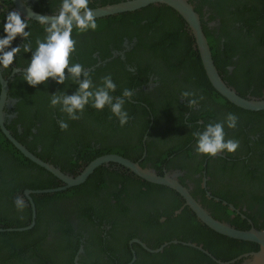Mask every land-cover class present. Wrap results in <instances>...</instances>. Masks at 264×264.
Listing matches in <instances>:
<instances>
[{
	"label": "trees",
	"instance_id": "obj_1",
	"mask_svg": "<svg viewBox=\"0 0 264 264\" xmlns=\"http://www.w3.org/2000/svg\"><path fill=\"white\" fill-rule=\"evenodd\" d=\"M4 1L10 2V0ZM57 2L60 3L59 0H57ZM57 6H59V4ZM150 11L151 13H154L161 10L156 6L149 5L144 8L142 7V9L136 12L119 13L117 15L108 16L107 18H98V28L94 33L98 34L101 31L106 32V30H111L109 33H113V30L116 29L114 21L126 19L131 22H136L139 18L148 17L142 15L143 12L149 13ZM257 12L258 10H255L250 14L253 16V19ZM251 16L250 18L252 19ZM177 17L180 18L178 15ZM180 22L181 26L167 27L168 32L166 37H137L136 46L145 45L152 50L155 55L161 56L164 62L169 66V69L173 70L175 73L182 69L184 72L182 78H191L195 76L196 78L203 79L207 85L205 87V93L214 95L216 101L220 100L224 107L227 108L228 113L232 112L238 116V124L236 129H234L236 131L235 137L241 141L242 147H246V150L243 149L241 154H245V157L250 159L251 155L248 152H252L254 149H260L264 144V111H249L241 109L230 103L226 98L215 91L204 74L199 54L194 48V39L192 35L187 28H185L186 25L182 19ZM37 27L41 28L39 24ZM205 31L214 63L224 79H226V81L241 95H245L247 90H249L251 86H254L252 94L258 97L262 96L261 91L264 89V52H261V54H255L256 58L248 57V59H241V57H239L238 59L233 60V56L235 52L237 53V50L231 44L228 37H224L225 40L221 41V37H212L213 35L211 32L206 29ZM74 34L82 35V33H73V39L76 41L75 47L77 51L73 57L70 58V66L72 62L82 63L85 65L83 69L90 67L97 62V59H93L91 54L98 51L100 59L104 60L107 57L112 56L109 52L110 45L118 48L119 46L117 47V44H120L122 41L121 37H76L77 35ZM88 34L91 33L88 32ZM89 36H92V34ZM18 38L19 37H16L14 41H17ZM38 39L43 41L44 37L37 36L34 40L32 37L29 39L22 38L25 43L21 48H23L28 41H32V49H34L35 41ZM128 39L130 41L131 37H128ZM256 46L264 48V37H257ZM31 58L32 56L30 59H19L16 60V62L20 67H27ZM117 62H120L118 56L106 62L105 66H96L88 72H81L79 79L83 80L85 74H90L94 87H100L102 85L97 81L98 72L106 71L107 68L110 67V64H116ZM228 65L234 66V69L231 72L226 68ZM21 74L16 80L20 81L21 84H24L27 87L20 88V91H10V94L19 98L16 106L19 115L13 119V122L20 123L22 127H24L23 130L30 134L31 131L29 128L33 124V121L37 120V122H40L38 126L34 125L36 126L37 133H34L33 136L38 140V136L42 132L49 135L51 138L50 147L52 152H50L47 157L54 165L59 166L62 170L66 171L65 169L69 170L74 165H77L76 162L79 159H84V161H87L86 163H88L90 160L94 159V157L106 153H118L134 161L139 159L144 150L141 135L149 128L146 134L150 138L154 126V124H150L151 120L148 111L153 112L155 115V117H153V122L156 123V111L154 107L156 104L154 101H150L151 99H145L149 109L144 107V105H135L136 109L141 107V109L138 110L142 112V116L136 118L139 120L137 125H140L144 132L138 134L140 136L136 138L133 146L132 142L129 143V138L125 135L129 126L126 125L127 130L125 125L120 126L119 119L113 116L110 109L107 107H105L104 110H96L91 106L86 105L84 112H75V114L80 117L79 119L69 120L67 118V113L60 112V108L63 107L62 104L56 107L50 105V99L53 96L57 94L72 96L78 91V84L71 81L72 74L68 75L67 69H65V74H67L65 75L66 80L65 83L62 84L51 79L46 82H41L34 87L28 86L21 78ZM129 74L131 73L129 72ZM141 74L144 75V72L142 73V71H139V75ZM128 78L131 79L132 76ZM142 80H144V78L140 79V82ZM121 93L122 91L120 90V87L117 86L116 92L112 95H119ZM130 104L131 102L126 100L124 106ZM203 108L204 107H202V109ZM40 109H44L43 113L47 110L48 113H53L46 116V122H42L38 118ZM26 115H29V117L25 119ZM132 115L134 114H129L128 122L130 126V117H132ZM193 117L194 119L197 118L195 116ZM61 119L65 120L68 125L75 130L74 134L70 133L66 135V130L60 129L59 121ZM175 119H177L179 124L183 123L181 115ZM84 120L87 123L84 122ZM191 120L193 119H188V121ZM205 121L207 123L208 119H205ZM216 121L214 120V122ZM255 122L260 123L258 127L252 128V131H255V129L258 128V132L260 133L259 138H257L256 141L250 139V129H248V131L244 130V127H247V124L253 126V123ZM191 125L192 123L188 124V127ZM13 126L15 127V125ZM199 126L200 125L193 123L194 129ZM196 130L197 128L194 132ZM194 132L190 135L189 140L194 139ZM115 133L118 136L123 135L125 137H117L114 135ZM68 137H71V139L67 141ZM159 137L156 136L155 139L150 138V140H146L145 146L147 155L145 156L144 162L141 164L143 167L147 162L154 160L159 154L161 157L165 155L163 149L154 152L159 146ZM249 142L252 143L249 144ZM0 143L6 147L11 146L1 132ZM23 143L25 142L23 141ZM127 143L129 145H127ZM174 148L175 149L173 150L169 149L167 153L171 154L178 150H182L183 144L181 141H177ZM70 149H73L72 151H77L75 158L67 152ZM134 150L135 152H133ZM12 152L17 159H23L31 164L29 168H41L42 172L39 177L49 180V177H47L49 174L52 178V182H50V180L48 184L39 182L32 186L33 188L43 189L60 185L56 181L58 180L56 177L42 167L37 166L36 163L29 161L13 147ZM237 152L235 159H238L241 156V154H237ZM188 153L191 154V150H189ZM35 154L42 157L38 152H35ZM232 155L233 153L230 154V156ZM215 162H221L222 169H225L222 170V173L224 172L226 174L225 177H222L223 181H233L234 183L242 181L245 186H248V182L251 180L257 184L264 183V172H261L260 169L253 166V162L251 161L244 164L238 160H231L227 164L224 157H218ZM200 164L198 170L202 169L201 161ZM177 166L181 168L183 165L177 163L175 167ZM206 169V174L208 176H213L208 162L205 170ZM43 172H46L47 176ZM87 181V189L83 185H78L52 194H32L33 199L38 204V199L42 197L44 199H48L49 197H73L75 196V193L88 194L98 192L106 193L108 195L107 203L102 202L103 205L100 206V210L94 209L93 206H88L87 204L90 199H94L95 197L91 198L90 195H88L86 197L87 199L84 201L83 198H79L81 202L79 216L83 220H89L90 222L98 220L100 223L104 221L110 225V229L106 230L109 238L103 240L101 237H98L103 240L102 242H98V250L103 252L101 257L97 258L96 256L94 260L89 259L86 261L82 259L83 264H126L130 262L133 256L132 249L134 250L136 258L131 264H217L210 256L191 246L181 243H170L165 246L162 251L153 253L145 250L138 243H132L129 245L128 241L132 238H139L151 248H157L164 242L172 239L195 242L202 245V247L213 257L221 261H229L242 253L254 251L258 248L256 243L230 238L214 232L197 219L195 214L187 205H185L183 198L176 191L164 185L147 182L127 169L122 170L115 168L114 170H111L107 166L102 165L94 170V172L88 177ZM181 181L182 184L185 186L187 185L183 182L182 178ZM193 182L196 184V189L191 192L192 196L195 199H198L201 205L208 209L214 218L227 221L237 228L248 229L250 224L247 221V217H249L256 228H264V211L262 212L260 210V204L264 202V196H260V193H257L260 187L255 188L251 193H234L232 192L233 188L225 190L222 185H218L214 188L212 184L214 181L213 179H210L207 181V185L209 186L208 191H210L213 196L219 198V200H215L213 196L208 197L206 195V189L200 187V178L193 179ZM227 186H229V184ZM124 193L126 196L122 195ZM129 193H132V196L141 195L140 193H143L150 197L147 198V200L136 202L138 209L141 210L140 212L138 209H132L128 206L130 201H136L135 199L130 198L131 195H129ZM236 196H238V198ZM111 199L115 200V203H111ZM136 199H141V197H136ZM223 200L233 204L235 207L240 206L245 202L246 209L242 210L239 208L240 212L237 213L236 211L231 210L227 204H223ZM39 210L45 213L46 218H52V216L57 214L56 209L43 210V206L39 207V205H37L36 220L32 228L13 233L6 232V230L0 231V264H15L18 260H22V256H26L27 254L28 257L35 258L30 261H28L27 258H24L29 264H76L74 257L77 254L80 244V237L77 236V231H74L73 228L68 226L66 230L63 227L56 225V230H58L59 227L65 231L58 230L60 232L58 233L55 230L56 235L54 236V239L45 245V236H48L50 231L47 229L48 226H44L40 222L43 215L39 214ZM175 210L180 211L179 213L174 214ZM24 214L25 218L22 221L13 219L9 215H5L7 218L0 217V222H13L15 226L25 227L31 222L30 208L25 207ZM241 214L246 217H242ZM232 215L233 217H231ZM162 217L164 219L161 221L160 218ZM41 232H43V234L38 235ZM92 248L93 245H90L89 249ZM84 252H87V247L85 245ZM104 254L107 255V260H102ZM81 257L82 255H80L78 261L80 263ZM27 262L23 261L22 264H28ZM241 262L242 259L236 261L234 264H241Z\"/></svg>",
	"mask_w": 264,
	"mask_h": 264
},
{
	"label": "flooded vegetation",
	"instance_id": "obj_2",
	"mask_svg": "<svg viewBox=\"0 0 264 264\" xmlns=\"http://www.w3.org/2000/svg\"><path fill=\"white\" fill-rule=\"evenodd\" d=\"M119 1H123V0H90V6L96 7V6L115 3ZM187 2L192 5L194 10L199 15L204 31L206 29L207 31L211 32L213 35L212 37H221L220 38L221 41L225 40L224 37H228L231 44L237 50V53L235 52L233 56V60H236L239 57H241V59H245V58L248 59V57L256 58L255 54H261V52H264L263 47L256 46L257 37H264V0H187ZM58 4L59 3L57 2V0H29L30 7L41 13H59V6H57ZM152 6H156L161 11L154 13H151V11L149 13L143 12L142 15H146L148 17L144 18L142 16L143 18H139V20L136 22H131L130 20H126V19L114 21L115 23L114 26H116V29L113 30V33H109L111 32V30L109 31L106 30V32L101 31L98 34H95L94 31L90 30L88 32L91 33L92 36H89L91 34H88V32L82 33V35L74 34L77 35L76 37H81V36L121 37L122 39L120 44H117V47L119 46L118 48L112 47L110 45L109 52L112 54V56L107 57L106 58L107 60L106 59L101 60L98 51L91 54V57L93 59H97V62L94 65L90 67H86L84 69H88V68L90 69L91 67L95 68L96 66H105L106 62L110 61L112 58L117 56L119 57L120 62H117L116 64H110V67L107 68L106 71L98 72L97 81L98 83H100L102 77L110 75L112 76L113 80L116 82V85L120 87V90L122 92L125 88L130 89L132 91V98L131 97L126 98L129 102H131V104L124 106V110L127 111L128 114L131 113L134 114L132 115V117H130L131 126L127 121L126 125H128L129 128L127 133L125 134L126 137L129 138V143L132 142L133 146L135 143L134 141H136V138L140 136L138 134L144 132L143 128L140 125H137L139 120H137L136 118L142 116V112L138 110L141 109V107L140 108L138 107V109H136L135 105H139V106L144 105V107L149 109L146 100L151 99L150 101L155 102L156 105L154 104L153 105L156 111L155 113L156 123L153 122V118H152L155 117V115L153 114V112L148 111L151 120L150 124H154L150 138L155 139L156 136L158 137L160 136L159 137L160 141L158 143L159 146L157 149L154 150V152L163 149L165 155L161 157V155L159 154L158 156H156L154 160H152L151 162H147L145 166L154 168L156 172L159 173L160 175H163L165 173L171 175L175 173L176 178L180 183L182 182L181 181L182 178L183 182L187 184L186 186L189 189L190 193L194 189H196V184L193 182V179L200 178V185H201L200 187L204 188L202 184L204 179L206 178V187L204 189H206L207 191L209 188V186L207 185V181L213 179L214 182L212 184L214 188H216L218 185H222V187L225 190H228L229 188H233L232 192L234 193H251L255 190V188L260 187L257 193H260V196H264L263 182L262 184H257L256 182L251 180L250 182H248V186H245L242 181L238 183H234L233 181L226 182V180L223 181L222 177L223 176L225 177L226 174L224 172L222 173V170L225 169H222L221 162H215L218 157H224L227 164L231 160H238L239 162H243L244 164H247L251 161L253 162L252 164L253 166L260 169L261 172H264V144L261 146L260 149H254V151L248 152L251 155L250 159H248V157H245V154H241L243 149L246 150V147H242L241 141L237 139V137H235L236 131L225 128L226 139H234V140L237 139L239 141L240 146L237 149L238 152L237 151L236 152L237 154H241V156L238 159H235L236 152L233 153L234 156L233 155L230 156L226 153L220 152L221 153L220 155H216L213 157L203 156L202 154L195 153L194 149L196 147V137L194 135V139L189 140L190 135L194 132L196 128L197 130L195 132L202 131L204 125H206L209 122H214V120L215 121L217 120L216 122H223L224 120H226L228 110L227 108L224 107V105L220 100L216 101L214 95L210 93L208 94L205 93L206 90L205 87L207 85L203 79L196 78L195 76L191 78H186V77L182 78L184 74L182 69H180V71L178 72L176 71L175 73L173 70L169 69V66L164 62L161 56L155 55L154 52L149 48H147L145 45L136 46L137 37H143V38L166 37V34L168 32L167 27L181 26L180 20L182 18L172 8L164 4H158ZM13 9H14V4L11 0L10 2H5L4 0H0V26H2L3 23V15L7 12V10H13ZM140 9L129 12H136L139 11ZM255 10H258V12L255 18L253 19V16H251L250 14ZM177 15L180 18H178ZM250 16L252 17V19L250 18ZM30 26L31 28H26L25 31H31L33 36H29L27 39L32 37L34 40L37 36L45 37L46 34H42L44 33L42 28L37 27L38 23L36 22V20L31 19ZM204 33L206 34V31ZM0 36H3L2 30H0ZM17 37H19L18 40L14 41L11 47H17V46L22 47V45L25 43L20 36ZM128 37H131L130 41ZM8 50L11 49L9 48L6 51ZM34 51L35 48L26 53L21 51V53H18L16 57H14L13 63L9 66L8 69H4L3 67H0V90H1V78H2L4 80H7L8 97L16 99V102H14L13 104L11 102L5 104L3 108V111L5 112L4 122L10 134L16 140H18L23 145H25L26 148L30 150L33 154H35V152L40 153L42 157H39L37 154L35 155H37L42 160L52 163L51 160L47 157L50 154V152H52V149L50 147L51 138L49 137V135L45 132H42L38 136V140L33 136L34 133H37V130L35 128L36 126L34 125L38 126L40 122H37V120L33 121V124L29 128L31 134L24 131L23 130L24 127H22L20 123L13 122V119L17 115H19L18 111L16 110V106H17V102L19 101V98L14 97L12 94H10V91L13 90L20 91V88L22 89V87H27L26 85L21 84L20 81L16 80L18 79V77H20L19 75L21 73L27 71V67L18 66L16 60L30 59ZM15 68H20V69L25 68L26 71L21 70L18 72H14ZM226 68L228 69L229 72H231L234 69V66L228 65ZM139 71H142V73L144 72V75L142 74L139 75ZM129 72L131 74H129ZM69 74L71 73L68 72V75ZM219 74L222 76L220 72ZM131 76L132 78L129 79L128 77ZM142 78H144V80L140 82V79ZM222 78L224 79L223 76ZM51 79L53 78L49 77L47 80H51ZM224 80L226 81V79ZM24 82L28 86H30L26 81ZM253 87L254 86H251L249 90H247L245 95L244 94L243 95L255 96L254 94H252ZM185 91L192 93V95L189 97H183L182 93ZM263 92L264 89H262L261 93L263 94ZM121 94L113 95L114 100L121 99L122 98ZM190 99H197L198 102L194 106L190 107L188 104V100ZM202 107L204 108L202 109ZM43 110L44 109H40L38 118L42 122H46L47 121L46 116L48 114H53V113L50 112L48 113V110L45 113H43ZM180 115L182 116V122L184 123V125L183 123L179 124L177 119H175ZM193 116L197 118L194 119ZM27 117H29V115H26L25 119ZM189 118H192L193 120L188 121ZM205 119H208L207 123ZM84 122L86 121L84 120ZM190 123H192V125L188 127V124ZM193 123L200 126L194 129ZM13 125H15V127ZM259 125L260 123L255 122L253 123V126L251 124H247V127H244L245 131H248V129H250L249 132L251 133L249 134V137L251 140L256 141L257 138H259L260 133L258 132V128L255 129V131H252V128H256ZM126 130H127V126H126ZM148 130L149 128L145 130V132L141 135L142 141L145 140L146 142V140H150V138L146 134ZM0 132L7 139L5 134L2 132L1 128H0ZM70 133L74 134L75 130L69 126L66 129V135ZM114 135L120 138L125 137L123 135L118 136L116 135V133ZM70 139L71 137H68L67 141ZM7 140L11 144V146L9 147H6L0 143V187H1L0 217L7 218V216L5 215H9L13 219H17L20 221L24 220L25 218L24 209L22 211L17 210V208L14 206L13 203L17 197L23 199L26 204V207L30 208L31 219L34 215L36 219L37 205H39V207L43 206V210L56 209L57 214H55V216H52V218L50 217L46 218L45 213L39 210V214L43 215L42 220H40V222L44 226H48L47 229L50 231L49 235L45 236L46 237L44 240L45 245H47L48 242L54 239V236L56 235L55 234L56 225L61 226L66 230L68 226L73 228L74 231H77L78 233L77 236L80 237L79 248L77 254L74 257V261L76 264H83L82 259L86 261L89 259L94 260L96 256L97 258L101 257L103 252H100L98 250V242L100 241L102 242L105 238L107 239L109 238V236L106 233V230L110 229V225L104 221L100 223L98 220H94L92 222H90L89 220L86 221L83 220L79 216L80 207H81V202L79 198H83L84 201L85 199H87L86 197L88 195H90L91 198L95 197L94 199H90V201H88L89 203L87 204L88 206H93L94 209L100 210V206L103 205L102 202L107 203L108 195L106 193L98 192V193H88V194L75 193L74 194L75 196L73 197L71 196H64L60 198L49 197L48 199H44L42 197L38 199L39 202L38 204L33 199L32 194L36 195L41 193L34 192L37 189L33 188L32 186H34L39 182L48 184L49 180L50 182H52V178L50 177L49 174L47 176L46 172L43 173L47 177H49V180L39 177L40 173L42 172L41 168H35V167L29 168L31 164L27 163L23 159H17V157L13 155L12 147L15 148L16 150L18 149L15 147V145L11 140L9 139ZM23 141L25 143H23ZM177 141H181V143L183 144V149L168 154L167 151L169 149L171 150L175 149L174 146ZM251 143L252 142H249V144ZM127 145L129 144L127 143ZM72 150L73 149H70L67 152H69L75 158L77 151H72ZM189 150H191V154L188 153ZM133 152H135V150ZM146 155L147 153L144 154V150H143L141 156L138 159L141 161V164L144 162ZM24 157L27 158L29 161H31L28 157L26 156ZM200 161L202 163V169L198 170V166L201 165ZM86 162L87 161H84V159H79L76 162L77 165H74L69 170L65 169L66 171L64 170L62 171L69 173L71 175H77L85 167ZM207 162L210 164V170L213 173L214 177L208 176L206 174L207 169L205 170V168L207 166ZM177 163L183 166L181 168L178 166L175 167ZM107 167L111 170H114L115 168L124 170V168L119 167L114 163H110ZM87 179L83 183L79 184V185H83L86 189L88 187ZM56 181L60 184L59 186L65 184L63 181L59 179ZM228 184L229 186H227ZM69 188H66L64 190H67ZM208 193H210V195L206 194L208 197L213 196L210 191H208ZM131 194L132 193H129V195ZM140 194L141 195H134V196L131 195L130 198H133L136 201L129 202L128 206H130V208L138 209V205L136 204L137 201L147 200V198H150L149 196H146L143 193ZM122 195L126 196L125 193ZM136 197H141V199H136ZM213 197L215 200L219 199L217 196H213ZM236 197L238 198V196ZM111 203H115V200L111 199ZM229 204L231 203L227 202V205ZM239 208L245 210L246 209L245 202L242 203L240 206L235 207V210L233 211L239 213L240 212ZM180 210H175L174 214L179 213ZM260 210L262 212L264 211V202L260 204ZM138 211L140 212L141 210L138 209ZM241 215L242 217H246L243 214ZM231 217H233V215ZM163 219H164L163 217L160 218L161 221ZM247 221L250 224V226L253 225V222L249 217H247ZM21 227L24 226H15L13 222H7V223L0 222V228H1L0 231L6 230V232L13 233L16 232L15 231L16 228H21ZM58 230L65 231L59 227ZM58 230L56 231L60 233ZM42 234L43 232H41L38 235H42ZM98 237H101L103 240ZM84 245L87 247L86 253L84 252ZM90 245H93L92 249H89ZM80 248H82L81 251ZM132 251L134 252L133 249ZM80 255H82L81 263L78 262L80 259ZM102 257H103L102 260L108 259L106 254H104ZM24 258H27L28 261L35 259L34 257L32 258L28 257L27 254L26 256L25 255L22 256V260H18L15 264H22L23 261L27 262L26 260H24Z\"/></svg>",
	"mask_w": 264,
	"mask_h": 264
},
{
	"label": "clouds",
	"instance_id": "obj_3",
	"mask_svg": "<svg viewBox=\"0 0 264 264\" xmlns=\"http://www.w3.org/2000/svg\"><path fill=\"white\" fill-rule=\"evenodd\" d=\"M20 3L30 8L29 0H20ZM93 11L95 10L90 6V0H60L59 14L53 15L51 23L45 17H39L36 22L46 35L43 41L39 39L35 41V51L27 64V71L21 74V78L33 87L46 82L49 77L62 84L65 83V69H67L72 74L71 81L78 84V91L72 96L57 94L50 99V105L56 107L62 104L60 112L67 113L69 120L79 119L80 117L75 112H84L86 105L96 110H104L107 107L112 115L119 119L120 126H124L129 120V114L124 110V105L126 98H132V91L125 88L121 94L122 98L114 100L112 94L116 92L117 85L112 76L102 77L100 81L102 86L94 87L90 74H85L83 80L79 79L85 67L84 64L72 62L70 66V58L77 51L73 33H87L98 28L97 18L93 16ZM30 23L31 18L19 9L7 10L3 15V23L0 26L3 33V36H0V67L8 69L18 53L32 50L31 41H28L23 48L11 47L17 36L27 39L32 35L31 31H25L26 28H31ZM9 48L11 50L6 51ZM191 95L192 93L187 91L182 93L183 97ZM197 102V99L188 100L190 107ZM237 124L238 116L229 112L223 122H209L204 125L202 131L194 133L195 153L209 157L216 156L218 152L229 155L235 153L240 146L239 141L226 139L225 128L234 130ZM59 127L61 130H66L69 125L61 119ZM14 203L17 210L22 211L26 207L24 200L20 197H17Z\"/></svg>",
	"mask_w": 264,
	"mask_h": 264
},
{
	"label": "water",
	"instance_id": "obj_4",
	"mask_svg": "<svg viewBox=\"0 0 264 264\" xmlns=\"http://www.w3.org/2000/svg\"><path fill=\"white\" fill-rule=\"evenodd\" d=\"M14 4V9H19L22 13L29 16L32 20H38L39 17H45L49 23H51L53 15H58L59 13H41L33 8L24 7L21 5L20 0H11ZM158 5L164 4L172 8L175 12H177L180 17L184 20L186 28L189 33L192 35L194 39V48L197 50L201 64L204 70V73L211 84V86L217 91L221 96L226 98L230 103L234 104L237 107H240L244 110L249 111H264V92L262 96H244L241 95L237 90L230 86L227 81H225L222 76L219 74V71L214 63L211 49L207 40V36L204 33L202 22L199 18V15L194 10L192 5L187 2V0H123L115 3L104 4L100 6L93 7L95 11H93V16L98 18H103L111 15H116L119 13L134 11L140 9L142 7H146L148 5ZM83 16V13H81ZM107 60V59H106ZM83 69L82 73L93 69ZM26 71V69L15 68L14 72L18 71ZM66 75V74H65ZM9 101V102H8ZM16 102L15 98L8 97V84L7 80L1 78V90H0V128L2 132L5 134L7 139L11 140L15 147L26 157H28L31 161L36 163L37 165L43 167L47 171L51 172L55 177L59 180L63 181L65 184L62 186L51 187V188H43L37 189L34 192L37 193H54L66 188L79 185L83 183L99 166H108L110 163H114L119 167L127 169L131 173L136 176L142 178L143 180L159 185L167 186L174 191H176L184 200L185 205L189 207V209L195 214L197 219L206 225L208 228L213 230L216 233L222 234L224 236L250 241L256 243L258 248L254 251L245 252L237 257L229 260V261H221L213 257L207 250H205L202 245L197 244L195 242L190 241H180L177 239H172L170 241L164 242L157 248H151L149 245L147 246L142 240L139 238H132L129 241L131 245L133 242L139 243L145 250L149 252H159L162 251L163 248L170 243H181L184 245H188L198 250H201L208 256H210L217 264H234L236 261L242 259L241 264H264V228L258 229L254 225H251L248 229L237 228L231 223L219 220L214 218L211 213L204 208L198 199H195L190 193L189 189L185 187L182 183H180L176 174H163L160 175L156 172L154 168H150L147 166H142L140 160H131L125 156H122L118 153H106L95 157L86 163L85 167L82 169L80 173L77 175H71L62 171L59 167L50 164L39 158L37 155L33 154L30 150L26 148L21 142L16 140L9 132V130L5 126L4 118L5 112L3 108L7 103ZM153 118V117H152ZM144 146V154H146V146L145 140L142 141ZM218 152L216 155H220ZM203 187H206V178L203 181ZM28 193V191H27ZM210 195V193H206ZM219 200V199H216ZM223 204H227L226 201H222ZM35 205V204H34ZM33 205V207H34ZM231 210H235V207L232 204L228 205ZM35 215L32 217L31 222L28 226L16 228L15 231H23L31 228L35 224ZM1 229V228H0ZM14 230V229H11ZM82 248H80V251ZM132 258L130 262L126 264H131L134 262L136 256L132 251Z\"/></svg>",
	"mask_w": 264,
	"mask_h": 264
}]
</instances>
